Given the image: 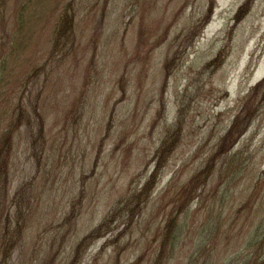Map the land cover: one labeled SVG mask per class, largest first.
Segmentation results:
<instances>
[{
  "label": "rangeland",
  "instance_id": "obj_1",
  "mask_svg": "<svg viewBox=\"0 0 264 264\" xmlns=\"http://www.w3.org/2000/svg\"><path fill=\"white\" fill-rule=\"evenodd\" d=\"M66 4L74 40L52 51L49 29ZM42 9L35 111L14 136L2 216L9 236L16 221L20 234L0 264H151L163 222L189 192L167 264L263 258L264 0ZM232 153L239 172L223 170ZM157 164L141 209L124 216ZM206 165V181L190 182Z\"/></svg>",
  "mask_w": 264,
  "mask_h": 264
},
{
  "label": "trees",
  "instance_id": "obj_2",
  "mask_svg": "<svg viewBox=\"0 0 264 264\" xmlns=\"http://www.w3.org/2000/svg\"><path fill=\"white\" fill-rule=\"evenodd\" d=\"M45 0H0V256L1 259L8 254L17 241L20 234L18 223L15 222V237H10L3 224L4 210L7 209L6 200L9 189V161L14 136L22 125L27 128L30 125L29 113L35 111L37 100L36 87L38 84L39 66L36 57L35 37L38 32L40 12L43 11L42 3ZM74 40V13L66 4L62 6L54 20L48 34V44L52 51L65 47ZM31 49V50H30ZM259 85L264 84V77ZM37 130H42L38 122ZM174 131V130H173ZM177 138L176 131L172 135L169 144L160 147L156 151L158 160H162L165 152ZM170 140V139H168ZM167 142V141H166ZM171 148V147H170ZM160 153V154H159ZM237 153L228 155L223 161V170L227 171L233 164L236 172L244 167V163L235 161ZM159 165H155L149 177L142 187L134 192L128 201L123 204V215L130 216L134 211H139L145 202V194L150 189ZM210 165L205 166L194 176L203 182L209 176ZM187 191V189L185 190ZM191 193L185 198H178L160 228L159 240L156 252L153 254L151 264H167L173 257L180 236V219L190 203ZM20 197V195H19ZM147 197V196H146ZM17 213V212H16ZM101 222L94 230L99 229ZM206 224V223H204ZM199 229V228H198ZM216 233V226H211ZM201 230V229H200ZM262 240L259 249L264 247V229L261 233ZM264 252V251H263ZM262 252V253H263ZM243 263V262H242ZM201 264H215L211 260ZM244 264V263H243ZM249 264H264V257H252Z\"/></svg>",
  "mask_w": 264,
  "mask_h": 264
}]
</instances>
